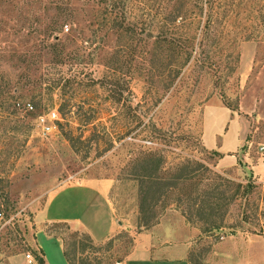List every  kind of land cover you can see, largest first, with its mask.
<instances>
[{"label": "rangeland", "instance_id": "rangeland-1", "mask_svg": "<svg viewBox=\"0 0 264 264\" xmlns=\"http://www.w3.org/2000/svg\"><path fill=\"white\" fill-rule=\"evenodd\" d=\"M205 1L0 0V264H69L59 244L71 264H124L148 243L264 264V0ZM202 6L214 23L194 38ZM174 38L193 48L176 79ZM105 198V241L45 221L93 212L105 238Z\"/></svg>", "mask_w": 264, "mask_h": 264}, {"label": "crops", "instance_id": "crops-1", "mask_svg": "<svg viewBox=\"0 0 264 264\" xmlns=\"http://www.w3.org/2000/svg\"><path fill=\"white\" fill-rule=\"evenodd\" d=\"M86 187L91 189V190L87 189ZM86 187H82L79 185V186H75L74 188L77 189V192H78L79 188H85V190L91 192V193H85V195L87 197H90V198H95V202H88V201H86V199H84L85 200V206L88 208V211H90L91 209L95 210V204L99 201L101 195L99 193V190L96 189V187H94V186H86ZM79 195L82 196V193H79ZM103 197H106L104 195V193H103L102 198ZM102 203L106 206V208L108 209V211L110 213V215L108 217L107 225H105V226L109 227V229L105 230V232H104L105 233L104 236H106L105 238L104 237H96V234H97L96 232L97 231L99 232V229H97L93 225H91V222H92V219L97 221L98 218L96 216H94L95 213H93V212L88 213L87 216L80 215V216H77L75 218H72L71 216H69L67 214L64 215L63 217H61V216L54 217V216L46 215L44 218H45V221H47V222H51V223L63 222V223H67V224L71 225L72 227H75V228L77 227L79 230L85 231L95 242H100V240L105 241L113 234L112 221H115V220H113L114 216H115V208H114L113 202L108 198L103 199ZM47 206H48V203L46 204V207ZM86 207H83V208L87 211ZM89 216H92V218L89 219ZM98 238H103V239H98ZM137 246L138 245H136L135 250L125 260L124 264H191V262L189 261L187 256L184 255L183 247H181L180 245L174 246L175 247L174 249L176 251V253L174 255H167L164 253L152 254V250L154 249V246H152L150 243L145 244L144 246H140L141 247L140 250L142 249V251H140V252L136 251ZM59 247H60V250H62L63 254L65 255V251L63 249V246L61 244H59ZM19 255L20 254L13 256L9 260V264H19V263H17V257H16ZM43 258L45 260V264H49V262L47 260V256L45 254H44ZM24 261H25V264H28L26 258Z\"/></svg>", "mask_w": 264, "mask_h": 264}, {"label": "trees", "instance_id": "trees-1", "mask_svg": "<svg viewBox=\"0 0 264 264\" xmlns=\"http://www.w3.org/2000/svg\"><path fill=\"white\" fill-rule=\"evenodd\" d=\"M207 1H209V0H206L205 2L207 3ZM197 10V9H196ZM204 12H205V15L207 16V19H206V22H204V19H203V14H204ZM213 15H214V13L211 11L210 13L208 12V9H204V7L202 6V7H200V10H197L195 13H194V15H193V18H192V23H193V21H195V20H197L198 21V24H200L199 26H198V29L201 27V25H202V27L200 28V32H197L196 31V33H194V38H196V37H200V35H201V37H206V38H208V33H209V31H210V29H211V27H212V24L214 23V21H213ZM182 16V15H181ZM181 21H183L184 22V17L182 16V19H181ZM180 21V22H181ZM67 29L69 28L68 26L66 27ZM56 30V28L54 27V28H51V35H52V33H53V31H55ZM166 38V37H165ZM170 39H172V38H170ZM166 40H167V38H166ZM169 42L171 43V44H175V46H177V44H178V54H184L185 52H186V58H184V60H183V62L180 64V65H177L176 66V70H175V72H173V70H171L170 71V76L171 75H174V78L176 79L180 74H181V72L183 71V69L188 65V63L190 62V60H191V57H192V55H193V48H192V50H187L186 49V47L184 46V45H182V44H179V43H177V41L175 40V38H174V40H169ZM175 48H177V47H174V49ZM41 50V51H40ZM27 52H25V54H23V55H25L26 56V58L24 59V60H26V61H28L29 63H32V62H35V61H40V59L38 60V58H41V56H42V49H39V51L38 52H36V53H33V51H32V53H29V51L30 50H26ZM63 54H65L63 51H61ZM29 57V58H28ZM33 59L32 61H30L29 59ZM52 63H54V64H57L56 62H52ZM60 63H63L61 60H60ZM45 74L43 73V76H44ZM174 78H172L171 77V79H170V83L171 84H173L174 82ZM174 79V80H173ZM71 80V82L72 81H75V82H78V83H82V80H80V79H78L76 76H74L73 77V79H70ZM172 80V81H171ZM168 84H169V82H168ZM150 178H152V179H154V182H153V184H155V185H160V186H164V184H165V182H160V178H158L157 176H150ZM172 186V185H171ZM215 227V226H214ZM217 227V226H216ZM91 238V237H90ZM92 239V238H91ZM65 256H66V258H67V260H68V262H69V264H71V261H70V259L68 258V256H67V253H65ZM39 262H40V264H45V262H44V258H42V257H40L39 259Z\"/></svg>", "mask_w": 264, "mask_h": 264}, {"label": "built area", "instance_id": "built-area-1", "mask_svg": "<svg viewBox=\"0 0 264 264\" xmlns=\"http://www.w3.org/2000/svg\"><path fill=\"white\" fill-rule=\"evenodd\" d=\"M21 105H23V108H24L25 110H27V111H29V110H33V109H34L33 104L30 103V102H27V103H24V104H21V103L19 102V103H18V106H21ZM50 115H51L52 117L55 118V117L57 116V112L54 110V111H52V112L49 114V116H50ZM47 120H48V119H47ZM47 120H46L45 116H42V117H41V121H42L44 124H46ZM44 129L47 130V131H49L50 126L45 125ZM261 149L264 150V146H262ZM26 257H27V259H28V262H29V263H32V261H33V259H32V255H31L30 253H28V254L26 255ZM119 264H120V263H119Z\"/></svg>", "mask_w": 264, "mask_h": 264}]
</instances>
